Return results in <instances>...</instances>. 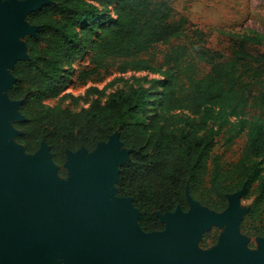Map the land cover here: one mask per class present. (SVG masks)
Returning a JSON list of instances; mask_svg holds the SVG:
<instances>
[{
    "label": "trees",
    "instance_id": "trees-1",
    "mask_svg": "<svg viewBox=\"0 0 264 264\" xmlns=\"http://www.w3.org/2000/svg\"><path fill=\"white\" fill-rule=\"evenodd\" d=\"M49 1L28 15L38 30L26 39L29 58L12 71L17 81L9 97L23 101L17 141L26 152L35 153L45 141L62 164L67 150L93 151L117 133L131 152L117 188L133 199L144 232L165 229L158 214L188 211L187 192L222 211L227 196L245 188L253 201L241 230L264 237V33L223 31L227 49L213 50L188 18L174 19L171 0ZM175 40L182 43L163 53L159 69L151 51ZM86 54L93 66L86 76L112 66L120 75L150 72L162 79L152 80V88L117 89L105 102L80 110L47 105ZM181 111L205 114L218 127L204 130L191 118L170 115ZM153 123L189 131L156 130ZM224 131L231 140L246 138L240 158L230 164L214 154Z\"/></svg>",
    "mask_w": 264,
    "mask_h": 264
},
{
    "label": "water",
    "instance_id": "water-1",
    "mask_svg": "<svg viewBox=\"0 0 264 264\" xmlns=\"http://www.w3.org/2000/svg\"><path fill=\"white\" fill-rule=\"evenodd\" d=\"M48 4L0 0V91L9 92L17 81L7 68L29 58L26 43L14 45L10 33L35 35L38 27L28 23V15ZM22 103L0 98V264H52L55 257L68 264H264V239L252 253L240 236L241 192L228 196L222 213L204 210L187 192V213L179 207L158 214L165 229L146 233L132 198L111 201L120 166L131 155L122 150L119 134L100 143L91 158L85 148L67 150L70 178L60 181L45 141L34 158L25 155L23 145L9 142L20 135L11 122L25 120ZM226 224L219 246L199 249L211 226Z\"/></svg>",
    "mask_w": 264,
    "mask_h": 264
},
{
    "label": "rangeland",
    "instance_id": "rangeland-1",
    "mask_svg": "<svg viewBox=\"0 0 264 264\" xmlns=\"http://www.w3.org/2000/svg\"><path fill=\"white\" fill-rule=\"evenodd\" d=\"M171 2L176 13L174 19L178 20L181 17L188 18L190 23L193 24L196 29H199L207 35L208 46L213 50L227 49L228 43L225 41V37L221 35L223 31H239L243 28H248L264 33V0H171ZM27 37V35L23 37V43H26ZM179 43H182V41L175 40L171 45H159L151 51V53H155L157 56L155 64L159 69L162 63L163 53ZM89 60L90 56L86 54L82 59L80 58L74 61L73 68L76 69V71L72 75V78L69 82H67L66 86L60 88L57 92L52 93L45 100L47 105L52 107L58 106L62 108H70L71 110H80L82 108L89 107L94 102H105L109 95L117 89H129L131 87L140 86L152 88V80L162 79L160 74H153L150 72L120 75L114 72V68L112 66H109L108 70L100 69L99 72L86 76V73L93 69V66L89 65ZM201 67L204 69L203 71H209V67L206 65H202ZM7 71L10 76H13V68H7ZM3 96L9 97V92L0 91V98ZM170 115L175 117L186 116L191 118L196 123H202V125H204V130L218 127V124L214 121H205V114L194 116L189 112L181 111L174 112ZM24 121H13L11 122V125L18 133H21L17 124L23 123ZM233 121H235V119H233ZM153 128L156 130L174 132L189 131V129L182 125L177 127H167L164 123H153ZM17 137L18 135H14L9 142L19 144ZM245 144L246 138L244 135H240L231 140L229 133L224 131L217 139V146L214 150V154L219 156L225 164L234 163L240 158ZM125 149V147L122 148L123 151L127 150ZM86 151V158H91V155L96 150ZM36 152L33 154H29L27 152L24 153L25 155L34 158ZM52 162L55 170V176L60 181L69 180L70 167L68 165L67 154L62 164H57L54 160H52ZM113 190H115V193L111 197V201L115 202L122 197L119 195L116 185L113 186ZM239 192H241V196L239 198V211L242 213V223L251 208L253 197L246 195L245 188L241 191L229 194L228 196L235 195ZM228 196L227 207L222 211H216L205 205H202V208L206 211L222 213L229 206ZM227 229V224L222 227L216 225L211 226V228L203 234L199 243V249L204 252H208L219 246L221 238L227 232ZM240 236L244 241L245 248L249 252L257 253L259 251L261 240L264 239V237H257L243 232L241 230V224ZM52 264H68V260L64 257H55Z\"/></svg>",
    "mask_w": 264,
    "mask_h": 264
},
{
    "label": "bare ground",
    "instance_id": "bare-ground-1",
    "mask_svg": "<svg viewBox=\"0 0 264 264\" xmlns=\"http://www.w3.org/2000/svg\"><path fill=\"white\" fill-rule=\"evenodd\" d=\"M10 37L12 38L14 45H20L22 43L23 38L21 37V35L15 32H11Z\"/></svg>",
    "mask_w": 264,
    "mask_h": 264
}]
</instances>
